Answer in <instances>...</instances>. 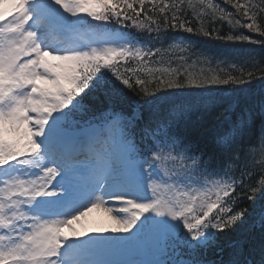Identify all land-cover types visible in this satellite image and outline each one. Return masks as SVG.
<instances>
[{"label":"snow or ice","instance_id":"obj_1","mask_svg":"<svg viewBox=\"0 0 264 264\" xmlns=\"http://www.w3.org/2000/svg\"><path fill=\"white\" fill-rule=\"evenodd\" d=\"M185 3L200 35L215 32L204 27L209 17L264 37L257 23L264 0H224L243 24L213 0H0V264H264V204L255 208L264 176L246 183L250 168L264 172V116L254 129L242 113L202 149L187 135L199 128L203 139L232 105L178 95L231 85L235 96L254 73L184 55L175 67L153 66L162 51L189 50L183 39L167 50L153 46L169 27L197 32L181 19ZM126 21L147 37L108 27ZM216 38L262 43L244 34ZM89 92L110 104L129 93L138 99L129 112L110 107L74 128L71 116ZM253 131L259 156L255 145L243 146ZM244 199L252 212L240 206ZM93 212L99 218L89 223L111 227L89 229ZM145 239L157 258H93Z\"/></svg>","mask_w":264,"mask_h":264},{"label":"trees","instance_id":"obj_2","mask_svg":"<svg viewBox=\"0 0 264 264\" xmlns=\"http://www.w3.org/2000/svg\"><path fill=\"white\" fill-rule=\"evenodd\" d=\"M214 3H218L221 7L227 9V11L233 13V19H240L241 23H248L245 18L236 14V10L228 4L224 3V0H213ZM244 0H241L243 3ZM259 2V0H255ZM149 5H146L145 11ZM131 15V13H129ZM152 15V13H149ZM218 15V14H217ZM143 16V13H142ZM157 19H162L157 16ZM181 19L188 21V25L197 30L195 33H187L182 29H171L169 27L167 33H161L162 40L160 42L154 43V47L161 48L162 50L169 49V45L173 43L174 40L183 39L185 42H189V50L183 53L178 51H162L157 57L153 58V66L156 64L154 61L160 60L163 62L164 66L171 63V66H176V61L180 55H184L191 60L197 57H208L212 60V65L215 66L218 62H222L221 66L225 67L227 63L235 62L238 66H243L244 70L251 71L254 73L252 81L250 84H245L242 86V90L238 91L235 96H233L228 88L223 87H212L209 89H184L180 90L178 95L181 98H194L199 101L201 98L212 97L217 101L216 108L218 109L221 105L227 106L229 103L232 108L228 112H224L219 121L210 122L207 125L208 131L203 139L200 137L202 129H195L190 132L186 139H190L194 142L199 141V146L202 149H210L212 142L217 136L227 131L231 126L232 122L236 120L242 113L250 116L253 121V128L259 125V122L264 116V37L260 36L258 33L250 32L247 28L240 27L236 25H230L226 20L216 19L215 22H211L209 17L204 18V27L213 32L212 37H205L200 35L198 29L200 27V22L196 20L192 14V11L188 9L187 3L184 5V13L181 14ZM97 23V22H93ZM257 23L264 30V13H261L257 17ZM127 27L116 24L112 22L108 25L109 28L113 30H119L124 32H130L133 35L138 36L141 40L147 37L146 33L138 32L135 28L131 27V22H125ZM239 35L244 34L252 37L253 40L262 41V43H250L247 41H226L222 39H217L216 36L227 35ZM167 37L164 39L163 37ZM134 66V65H133ZM170 98L175 99L176 95L170 96ZM81 99V98H78ZM138 99L134 94L129 93L128 97L124 98L123 101H117L114 104H110L109 99L97 92H89L87 95H83L81 100L82 108L74 111L71 116L72 126L75 128L77 125L84 127L88 122H98L102 113H105L110 107H114L117 110H123L124 112L131 111L132 108L136 106L135 101ZM158 117H164L166 115V109H161L157 114ZM145 120L148 119L149 113L144 111ZM143 123V121H142ZM248 145L256 146V155L260 154V146L257 140V133L253 131L250 138L245 139L244 147L247 148ZM243 155V153H242ZM252 171V176L246 181V183L257 186L259 180L264 176V172H261L259 167L250 168ZM262 193L257 192L256 194V204L255 208L258 211L261 204H264V199L261 198ZM241 207L248 208L250 212L253 211L252 202L244 199L240 204ZM251 223V218L248 223L238 229V232L244 231L248 224ZM255 236H259V229L253 233ZM153 252V251H152ZM155 257L154 253H152ZM166 259V257H162ZM209 259H216L217 257L209 253Z\"/></svg>","mask_w":264,"mask_h":264},{"label":"rangeland","instance_id":"obj_3","mask_svg":"<svg viewBox=\"0 0 264 264\" xmlns=\"http://www.w3.org/2000/svg\"><path fill=\"white\" fill-rule=\"evenodd\" d=\"M112 205L115 204V202H111ZM92 218H99V214L97 212H93L89 214V217L85 218V224L86 226L91 229L93 227H99V226H103V227H111L110 224H104V225H97V224H92L89 223V220H91ZM105 235H127V234H113L111 232L105 233ZM151 248V242L147 239L145 240H141L135 247L130 248V249H126L123 250L121 252L118 253H110V254H105L108 255L109 257L107 259H111V260H122V261H130V260H134V261H139V260H145V258H149L148 257V246ZM137 252H141V254H138ZM102 256V255H101ZM93 258H97V257H93Z\"/></svg>","mask_w":264,"mask_h":264},{"label":"bare ground","instance_id":"obj_4","mask_svg":"<svg viewBox=\"0 0 264 264\" xmlns=\"http://www.w3.org/2000/svg\"><path fill=\"white\" fill-rule=\"evenodd\" d=\"M115 205V204H114Z\"/></svg>","mask_w":264,"mask_h":264}]
</instances>
